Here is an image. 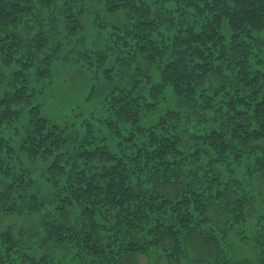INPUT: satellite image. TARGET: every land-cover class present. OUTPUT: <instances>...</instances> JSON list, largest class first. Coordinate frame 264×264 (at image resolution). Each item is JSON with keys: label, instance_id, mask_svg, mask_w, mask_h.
I'll list each match as a JSON object with an SVG mask.
<instances>
[{"label": "trees", "instance_id": "trees-1", "mask_svg": "<svg viewBox=\"0 0 264 264\" xmlns=\"http://www.w3.org/2000/svg\"><path fill=\"white\" fill-rule=\"evenodd\" d=\"M103 1L123 24L84 66L111 89L68 133L32 82L61 39L84 45V0H0V214L38 216L0 232V264H264V0ZM168 95L181 110L155 118ZM19 153L49 160L45 196ZM230 232L252 260L230 259Z\"/></svg>", "mask_w": 264, "mask_h": 264}, {"label": "rangeland", "instance_id": "rangeland-1", "mask_svg": "<svg viewBox=\"0 0 264 264\" xmlns=\"http://www.w3.org/2000/svg\"><path fill=\"white\" fill-rule=\"evenodd\" d=\"M81 9L83 12L80 20L83 27L81 36L84 38V45L80 46L77 44L75 42L77 38L69 44L61 39L59 43L61 50L55 55L57 58L54 59L51 67V77L40 83L32 82L37 93L36 103L43 106L45 116L62 129H68V133H72V130H74V128H71L72 125L75 124L76 128H80L78 125L79 121L84 122L92 115L95 116V113L100 110L102 99L111 89V86L103 79L94 80L93 75L85 70V55L89 56L91 53H104L107 51L109 48L107 38L109 36L106 34L110 32L112 26L118 27L123 24L122 14H111L105 11L103 0H84ZM98 21L100 22L99 24ZM61 35H63V32ZM143 67L147 68L145 65ZM147 69L148 72L152 71L154 74L155 70L153 68L149 67ZM9 73L7 68L3 69L0 66V98L5 93L10 92L8 89ZM155 77L156 75L154 74L153 82L156 80ZM167 108L181 110L182 105H179V102L174 100L172 95H168L167 102L162 104L155 118ZM148 123H150V119ZM142 124L144 123L142 122ZM103 133H106L104 128ZM20 143L19 138L12 139L15 149L19 148ZM18 156L23 168L35 178L34 190L45 196L47 187H45L46 185L42 180V174L49 166V160L41 158L31 160L24 153H19ZM253 185L254 189L264 192V178L256 180ZM258 208L259 206L256 205L255 209L258 210ZM24 218H19L16 215L7 216L0 214V232L9 231L17 238L22 236V234L29 235V232L22 233L20 230L24 226L34 223L38 216H28L26 218L27 222L23 221ZM253 222L254 218L251 217L248 222L249 226H252ZM229 236L233 247L230 259L237 263H241L243 260H252V247L241 242L235 232H230ZM38 252L36 249V253ZM131 263L148 264V258L144 254L139 253L133 256Z\"/></svg>", "mask_w": 264, "mask_h": 264}]
</instances>
